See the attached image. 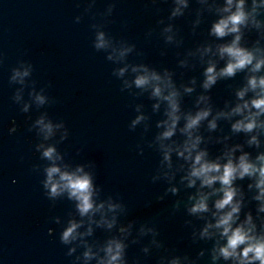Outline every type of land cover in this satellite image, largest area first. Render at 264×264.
Masks as SVG:
<instances>
[{
    "label": "clouds",
    "instance_id": "9594fccd",
    "mask_svg": "<svg viewBox=\"0 0 264 264\" xmlns=\"http://www.w3.org/2000/svg\"><path fill=\"white\" fill-rule=\"evenodd\" d=\"M174 5L171 16H182L184 9L188 8V0H174ZM209 10L214 12L215 19L208 34L215 43L202 46L203 55L211 53V57L204 69L201 87L210 92L219 80L232 79L243 73V83L235 91L234 106L213 115L211 96L201 95L195 111L183 112L181 93L169 69L161 72L149 65L134 67L133 71L139 74L133 83L138 89H151V96L158 101L154 106L156 109L160 108V102L167 103L166 119L157 123L162 130L155 139L162 158L154 179L166 178L170 182L168 191L172 193L180 191V184L195 189L188 196L187 212L204 223L193 232V238L212 242L210 250L201 249L197 259L210 251L212 264H264V141L260 139L264 133V45L261 44L264 19L260 18L258 0H250V4L249 0H213ZM246 30L258 33V38L251 45L244 42ZM165 31H171V25ZM124 51H131V47ZM219 61H224L222 66H219ZM125 70L121 68L120 74ZM195 82L194 78L192 84ZM193 91V86H184V92ZM13 99L20 104L22 97L16 92ZM37 99L43 103L42 96ZM202 103L204 107H200ZM28 109V104L22 106L25 115H28ZM234 117L236 119L233 120ZM143 119L145 117L141 114L133 123ZM181 119L183 126H180ZM220 119L232 121L231 132L244 134L246 139L243 143H225L223 150L213 155L207 146H202L205 137L199 129L207 121L208 130L215 131ZM12 123L10 130L16 132L20 125L15 119ZM36 125L40 126L37 135L43 134V139L36 144V151L42 160L47 161L42 181L46 195L54 201L66 197L75 207L60 236L63 244L71 245L68 254L83 248L76 260H82L84 264L93 260L95 264H128L127 241L135 221L119 223L117 210H124L123 202L112 196L100 198L101 187L96 183L94 167L86 171L83 164L73 169L70 164L61 163L64 158L57 145L48 142L54 133L51 120L45 123L41 116L31 127L36 128ZM177 132L184 137L182 142L172 139ZM223 139L228 141L230 137ZM178 174L180 183H172ZM245 180L248 181L246 187L240 183ZM252 202H255V210L249 207ZM60 220L57 216L56 221ZM94 225L106 226L109 231L117 229V232L103 242H92L85 238L93 235ZM54 231V228L49 229L50 233ZM139 231L141 235L152 233V244L162 246L155 239L157 230L154 227L145 224ZM149 251L150 247L145 246L144 252ZM159 264H196V260L189 255L169 253L161 255Z\"/></svg>",
    "mask_w": 264,
    "mask_h": 264
},
{
    "label": "water",
    "instance_id": "95a60500",
    "mask_svg": "<svg viewBox=\"0 0 264 264\" xmlns=\"http://www.w3.org/2000/svg\"><path fill=\"white\" fill-rule=\"evenodd\" d=\"M212 2L213 0H188V8L184 9V14L172 17L174 0H130L133 81L139 74L134 72L133 68L140 65H149L161 72L164 69L171 70L174 83L181 93L180 102L183 112L195 111L196 102L201 95L211 96L213 115L217 111L227 110L236 103L235 91L243 83L244 74L238 73L235 78L219 80L210 92H206L201 87L203 72L211 57V53L203 55L202 46L215 43L214 38L208 34L210 24L215 19L214 12L209 10ZM258 3L261 6L260 18L264 19V0H258ZM169 25L171 31H165ZM257 38L256 30H246L244 42L251 45ZM261 44L264 45V37L261 38ZM223 63L224 61H219V66ZM194 78L195 85L192 84ZM184 86H193L194 91L186 93ZM133 97L135 120L141 114L145 117L135 123L140 222L141 226L147 224L157 230L155 239L162 245L157 247L152 244V233L141 235L143 264H159L161 255L169 253L189 255L196 260V264H212L210 251L197 259L201 249L210 250L212 242L193 238V232L204 223L202 219L187 212L188 196L195 189L180 184V191L172 193L168 191L170 182L166 178L154 179L162 158L155 139L162 130L157 127V123L166 119L167 103L160 102V108L156 109L154 106L158 101L151 96V89H138L134 83ZM204 106L203 103L200 105V107ZM231 122L220 119L217 122V129L209 131L207 121H204L199 129L205 137V144L202 146H207L215 155L223 150L225 143H243L246 137L244 134L232 133ZM183 123L181 119L180 126H183ZM224 137H230V140L225 141ZM172 139L182 142L184 137L177 132ZM260 139L264 141V133L261 134ZM175 159L174 154V162ZM172 183H180L179 174ZM240 183L246 187L248 181ZM178 202L179 207H177ZM249 207L255 210V202ZM145 246L150 247L147 253L144 252Z\"/></svg>",
    "mask_w": 264,
    "mask_h": 264
}]
</instances>
